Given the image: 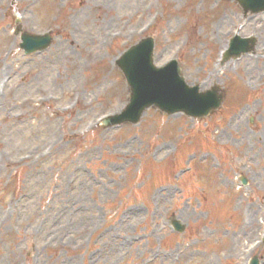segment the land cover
Listing matches in <instances>:
<instances>
[{
	"label": "rangeland",
	"instance_id": "rangeland-1",
	"mask_svg": "<svg viewBox=\"0 0 264 264\" xmlns=\"http://www.w3.org/2000/svg\"><path fill=\"white\" fill-rule=\"evenodd\" d=\"M16 20L51 30L52 45L24 54ZM235 34L257 47L222 60ZM146 35L156 64L176 58L189 83H220L223 105L101 128L128 101L113 62ZM175 153L176 170L159 172ZM263 233V13L230 0H0V264H264Z\"/></svg>",
	"mask_w": 264,
	"mask_h": 264
},
{
	"label": "water",
	"instance_id": "water-1",
	"mask_svg": "<svg viewBox=\"0 0 264 264\" xmlns=\"http://www.w3.org/2000/svg\"><path fill=\"white\" fill-rule=\"evenodd\" d=\"M238 1L248 8L259 9L264 0ZM23 39L22 46L27 52L44 48L50 42L48 36L24 35ZM151 47L152 41L148 40L147 43L142 42L127 53V62L121 66L131 86V104L121 117L114 118L112 122L125 120L136 122L144 109L152 104L169 113L183 110L194 116L208 114L219 105L221 100L216 98L214 93L199 94L197 87L192 90L186 88L180 81L182 79L178 75L179 70L175 63L169 68L156 69L151 61ZM134 69L139 70L140 74L135 73ZM253 264H256V261Z\"/></svg>",
	"mask_w": 264,
	"mask_h": 264
}]
</instances>
